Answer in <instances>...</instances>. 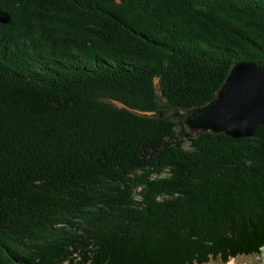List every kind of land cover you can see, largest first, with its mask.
<instances>
[{
	"label": "trees",
	"instance_id": "obj_1",
	"mask_svg": "<svg viewBox=\"0 0 264 264\" xmlns=\"http://www.w3.org/2000/svg\"><path fill=\"white\" fill-rule=\"evenodd\" d=\"M0 264H205L264 252V125L154 112L264 66V0H0Z\"/></svg>",
	"mask_w": 264,
	"mask_h": 264
},
{
	"label": "water",
	"instance_id": "obj_2",
	"mask_svg": "<svg viewBox=\"0 0 264 264\" xmlns=\"http://www.w3.org/2000/svg\"><path fill=\"white\" fill-rule=\"evenodd\" d=\"M11 13L0 9V22L10 23ZM164 110V115L176 120L185 136L201 131L218 132L234 138L253 137L258 126L264 125V66L248 59L231 66L216 96L207 103L177 112Z\"/></svg>",
	"mask_w": 264,
	"mask_h": 264
},
{
	"label": "rangeland",
	"instance_id": "obj_3",
	"mask_svg": "<svg viewBox=\"0 0 264 264\" xmlns=\"http://www.w3.org/2000/svg\"><path fill=\"white\" fill-rule=\"evenodd\" d=\"M182 110H177V112H180ZM177 134H181L184 133L182 131V129H180L179 125L177 127ZM204 132V131H201ZM200 134V133H199ZM205 264H222V261L220 259H216V260H211L209 263H205ZM224 264H264V252H262L261 255H251V256H246V255H238L235 258H232L228 263H224Z\"/></svg>",
	"mask_w": 264,
	"mask_h": 264
}]
</instances>
